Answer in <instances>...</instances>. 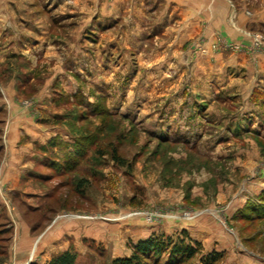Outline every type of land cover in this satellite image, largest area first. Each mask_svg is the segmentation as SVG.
<instances>
[{
	"label": "rangeland",
	"instance_id": "374dc122",
	"mask_svg": "<svg viewBox=\"0 0 264 264\" xmlns=\"http://www.w3.org/2000/svg\"><path fill=\"white\" fill-rule=\"evenodd\" d=\"M135 45L134 0H0L2 155L16 141L59 170L73 159L25 183L20 163L0 175V264L68 248L76 264H114L178 235L201 248L171 264H264V81L217 80L201 45L184 60Z\"/></svg>",
	"mask_w": 264,
	"mask_h": 264
},
{
	"label": "crops",
	"instance_id": "0c3cea01",
	"mask_svg": "<svg viewBox=\"0 0 264 264\" xmlns=\"http://www.w3.org/2000/svg\"><path fill=\"white\" fill-rule=\"evenodd\" d=\"M255 34L264 35V0H134V44L137 43L135 46L141 47L139 42H142L143 45L149 46L148 50L155 47L182 49L180 59L184 60L193 55L191 47L201 45L208 51V55L203 58L213 61L212 71L216 72L217 80L222 78L232 81L241 77L243 80L251 78L264 81V49L256 53L250 50ZM226 42L237 43L242 46V50L228 48ZM194 58L198 62L202 56L197 54ZM260 86L263 89L264 83ZM14 107L17 108L16 105ZM21 120L16 119L14 124L9 126L10 131L17 126L19 128ZM9 143L12 157L7 155V150L2 155L0 175L17 174L12 172L11 168L20 163L18 173L24 183L28 179H35L32 171L35 174L42 171L37 162L41 161L43 154L34 151L24 152L22 156L16 155L14 152L18 148L11 146L16 144V141ZM28 146L29 144H26L25 147ZM14 189L16 192L11 200L14 206L18 207V221H21L25 216L21 208L27 201L18 196L17 192L21 193L23 189ZM23 221L24 219L21 223Z\"/></svg>",
	"mask_w": 264,
	"mask_h": 264
},
{
	"label": "trees",
	"instance_id": "16d2710c",
	"mask_svg": "<svg viewBox=\"0 0 264 264\" xmlns=\"http://www.w3.org/2000/svg\"><path fill=\"white\" fill-rule=\"evenodd\" d=\"M2 150L3 146L0 145V160L2 157ZM112 158L115 160L116 163L120 165H125L127 162L119 155L116 148L112 149L111 153ZM50 157V156H49ZM51 161L48 163H44L38 161V165L42 167V171L37 174L32 172V175L36 179L47 178L50 173H45L44 169L53 170L55 175H61L64 172L70 170L73 167V159L62 164L63 170L58 169V165L60 164L57 157L49 158ZM39 167V166H38ZM40 167V168H41ZM254 209V208H253ZM255 210V209H254ZM8 214L6 215L4 211H0V222H5L8 220ZM261 217H258V219ZM186 238L183 235L174 236H151L148 239L140 240L134 245V253L132 256L129 257H121L114 260V264H146L147 260H154L157 262L156 264H161V257L162 255L165 256V260L167 264H171L174 262H181L183 260H190L192 259L195 254L201 248V244L198 241H186ZM220 256V253H212L208 257H204L205 264H210V262H215ZM77 254L72 249H66L56 255H54L46 264H76ZM145 259V260H144Z\"/></svg>",
	"mask_w": 264,
	"mask_h": 264
},
{
	"label": "built area",
	"instance_id": "2783aa9c",
	"mask_svg": "<svg viewBox=\"0 0 264 264\" xmlns=\"http://www.w3.org/2000/svg\"><path fill=\"white\" fill-rule=\"evenodd\" d=\"M225 45L229 48H233L235 50H242V46L238 45L237 43H225ZM264 49V35L262 34H255L254 35V40L251 45L250 50L253 53H256V51L260 52Z\"/></svg>",
	"mask_w": 264,
	"mask_h": 264
}]
</instances>
